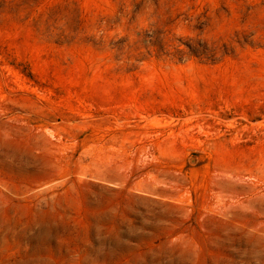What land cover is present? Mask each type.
I'll return each mask as SVG.
<instances>
[{"label":"rangeland","instance_id":"obj_1","mask_svg":"<svg viewBox=\"0 0 264 264\" xmlns=\"http://www.w3.org/2000/svg\"><path fill=\"white\" fill-rule=\"evenodd\" d=\"M0 264H264V0H0Z\"/></svg>","mask_w":264,"mask_h":264}]
</instances>
